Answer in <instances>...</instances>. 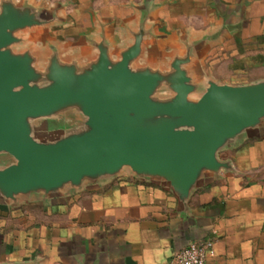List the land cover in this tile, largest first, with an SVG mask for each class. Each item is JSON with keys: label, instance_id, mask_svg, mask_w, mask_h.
Here are the masks:
<instances>
[{"label": "crops", "instance_id": "obj_1", "mask_svg": "<svg viewBox=\"0 0 264 264\" xmlns=\"http://www.w3.org/2000/svg\"><path fill=\"white\" fill-rule=\"evenodd\" d=\"M53 17L40 47L86 62L144 31L136 63L165 68L190 51L200 84L264 81V0H13ZM32 29L30 31H34ZM29 32V31H26ZM228 168L206 172L181 200L163 180L128 168L56 194L0 197V264H165L189 242L212 241L209 264H264V122L222 147Z\"/></svg>", "mask_w": 264, "mask_h": 264}, {"label": "water", "instance_id": "obj_2", "mask_svg": "<svg viewBox=\"0 0 264 264\" xmlns=\"http://www.w3.org/2000/svg\"><path fill=\"white\" fill-rule=\"evenodd\" d=\"M53 17L0 0V197L48 196L128 168L163 180L181 200L206 172L228 168L218 151L264 122V81L200 84L189 50L165 68L136 63L144 31L111 56L100 42L86 62L22 46L23 33ZM19 46V48H17ZM77 111L79 124L38 137L32 121Z\"/></svg>", "mask_w": 264, "mask_h": 264}, {"label": "rangeland", "instance_id": "obj_3", "mask_svg": "<svg viewBox=\"0 0 264 264\" xmlns=\"http://www.w3.org/2000/svg\"><path fill=\"white\" fill-rule=\"evenodd\" d=\"M36 31L35 29L34 31L25 32V34L29 35L34 45L40 47L42 39L48 31L42 30L35 33ZM82 118L83 116L77 111H64L50 117L34 119L32 124L35 128V135L38 137H50L56 135L58 132L74 127L79 124ZM9 161L11 160L5 155H0V167L6 165Z\"/></svg>", "mask_w": 264, "mask_h": 264}, {"label": "built area", "instance_id": "obj_4", "mask_svg": "<svg viewBox=\"0 0 264 264\" xmlns=\"http://www.w3.org/2000/svg\"><path fill=\"white\" fill-rule=\"evenodd\" d=\"M211 255L212 241L196 240L174 251L165 264H209L208 258Z\"/></svg>", "mask_w": 264, "mask_h": 264}]
</instances>
